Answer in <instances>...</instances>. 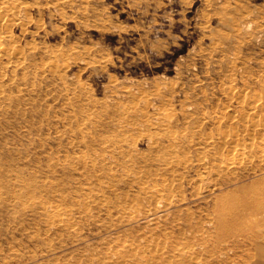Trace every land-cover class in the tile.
Returning a JSON list of instances; mask_svg holds the SVG:
<instances>
[{
  "label": "rangeland",
  "instance_id": "obj_1",
  "mask_svg": "<svg viewBox=\"0 0 264 264\" xmlns=\"http://www.w3.org/2000/svg\"><path fill=\"white\" fill-rule=\"evenodd\" d=\"M263 88L264 0H0V264L259 259L211 222Z\"/></svg>",
  "mask_w": 264,
  "mask_h": 264
},
{
  "label": "bare ground",
  "instance_id": "obj_2",
  "mask_svg": "<svg viewBox=\"0 0 264 264\" xmlns=\"http://www.w3.org/2000/svg\"><path fill=\"white\" fill-rule=\"evenodd\" d=\"M252 100H254V98H252ZM256 106V103L253 102L251 108L256 109ZM261 111H263L262 120H257V118L254 117L250 120V128H252V131H264V109L262 108ZM254 134V132H247L246 136L250 139V141H254ZM233 135L236 136L237 133L234 132ZM263 139L264 138H261V140ZM236 146L238 145L235 143L229 144L228 148L226 149V153L228 152V154H231L228 155L229 157L226 156L224 158L221 153L217 152L219 154L218 157L220 161L223 162V164L219 165L216 163H212L210 167V172L215 173L217 175L218 173H221L222 170H224V167H226L228 164H233L232 155L236 150ZM262 169L264 168L261 167L260 171H262ZM228 182V180L222 179L216 182L215 185H217L218 187L226 186ZM240 183L234 184L235 189L238 190L239 193H237L233 197L230 195L229 192L226 193L223 191L217 192L213 195L212 203L214 217L212 219L211 224H213V229H215L217 235L220 237L229 234H236L237 232H242V230H244L243 234L247 232L245 234V242L250 245H253L255 252L261 254V256H259L258 258L264 260V174L256 176L249 183ZM215 190V188H211V191L214 192ZM249 208L252 210H250ZM51 221L53 223H57L62 220L60 218H52ZM132 262L133 259L131 258L128 263L132 264ZM150 263L157 264L153 259H151ZM183 263L184 260H178L173 262V264ZM256 264L259 263L257 262Z\"/></svg>",
  "mask_w": 264,
  "mask_h": 264
},
{
  "label": "crops",
  "instance_id": "obj_3",
  "mask_svg": "<svg viewBox=\"0 0 264 264\" xmlns=\"http://www.w3.org/2000/svg\"><path fill=\"white\" fill-rule=\"evenodd\" d=\"M263 259H257V258H252V260H250L247 264H256L257 262L259 263V264H264V263H262V262H264V260L262 261Z\"/></svg>",
  "mask_w": 264,
  "mask_h": 264
}]
</instances>
